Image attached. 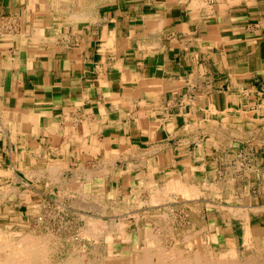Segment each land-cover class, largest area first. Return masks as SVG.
<instances>
[{"label": "crops", "instance_id": "obj_1", "mask_svg": "<svg viewBox=\"0 0 264 264\" xmlns=\"http://www.w3.org/2000/svg\"><path fill=\"white\" fill-rule=\"evenodd\" d=\"M61 1L0 0V220H35L51 193L110 205L212 174L222 199L188 201L198 235L264 264V0Z\"/></svg>", "mask_w": 264, "mask_h": 264}, {"label": "rangeland", "instance_id": "obj_2", "mask_svg": "<svg viewBox=\"0 0 264 264\" xmlns=\"http://www.w3.org/2000/svg\"><path fill=\"white\" fill-rule=\"evenodd\" d=\"M25 2L27 3L30 9L31 8L34 9L35 8L34 6L36 4L38 5L44 4L43 2H41V0H36L34 2H31V0H25ZM222 133L225 135V137L221 136L223 140L222 145L223 147H226L227 145H230L228 139L224 140V138L228 137V132H225V130L223 129ZM219 176L224 177V172H222ZM190 178L193 180L192 182L190 181L187 187L181 185V183L179 182H175V184L171 185L172 182H170L169 183L170 185L162 184V186H160L157 189H153V191L136 190L134 191L133 194V196L135 197H133L132 199L126 197L125 199L119 200L118 196L115 193L109 192L107 197H110L109 198L110 205H98V204L93 205L92 203L96 202L99 196L96 192L93 193L84 190L75 193L69 191L66 194L63 193L61 196L58 194L54 195L51 193V195H49V198H51V200L47 201V203L43 206L44 209L38 213V216L35 218V220L27 221L26 219L21 218L20 216L14 217L9 222L0 220V230H1L0 234H2L3 236L9 235L14 239L22 238L23 235L24 237H26L29 234H33L37 236L44 235L45 237H47L49 250H53L52 248H54L53 251L55 252V254L59 256V258H63V254H68L69 251H74L77 254V259L81 260L82 262L81 264H87L89 257L91 258L95 257L97 260H102V257H100L101 255H99V253H90L91 255L86 254V251L88 252L89 249H91L92 247H100V248L105 247V249L108 248L113 255L119 254L117 249L114 248L117 246L118 243V238H117L118 232L121 233L124 230H132L133 228L134 229L139 228L138 230L140 231L151 230L152 233L151 237L154 238L157 236L156 239L160 240L159 246H161V248L157 246L156 249L160 248L159 250H161L163 248L164 251L166 250L172 251L175 248L176 249L180 248L183 250L184 249L191 250L192 247H188L187 240L188 239L194 240V232L198 235V232L196 231L197 226L200 225V222L201 223L203 222L199 220V216L202 213L200 208L192 204L189 205L188 201L190 199L197 200L198 198H202L204 196L206 197V199H211V200L214 198L221 200L222 198H220L219 196H214L217 193H218L217 195L220 194V192H215V182H214L215 180H220V179L217 178L214 179V175L211 174L208 175L207 177H204L205 179L203 180L204 182L206 181V186H205L206 188H204V186L202 185V189L198 188L199 187L197 184L198 179H194L193 177ZM224 182L228 183V178H225V181L223 180V183ZM190 184L193 186H189ZM180 185L184 187L183 190ZM190 187L192 190L189 189ZM184 189L188 191L186 190L184 191ZM194 191L196 192V194H194L195 193ZM72 193L74 194L75 199L71 203L70 194ZM182 193L185 194L182 195ZM224 193H227V191H225ZM57 195L58 197H56ZM225 198L226 199H223V201L227 200V202H230L228 196L225 195ZM140 199H143L145 204H142L141 202L142 200ZM118 200L120 202H118ZM172 203L174 204L172 205ZM40 216L44 217L42 221L41 220L38 221V217ZM117 217L120 219H118ZM93 218L96 219L99 218L101 220L99 221L101 223L99 224L100 226L99 228H101L102 230L99 231V228L97 227L94 230H91L92 227L90 228V226H92ZM193 226H195L196 228H194ZM111 227L112 230L110 229ZM87 229H88V234L90 232L93 233L95 239L93 238L92 234L89 235L87 234L86 231ZM113 235H115V237H113ZM196 237L202 240L200 241V239H197L198 242L196 239L194 240L196 244H199L201 246L202 250L204 245L207 243L206 249L210 251L209 253L206 252L207 255L211 254V256L213 255L215 257L217 255V257L219 256V258L220 257L222 258V261L225 260L224 263L226 264L227 263L231 264L233 260L234 262L239 261V254L237 255L236 253H233L232 254L233 256L232 255L229 256L228 254L214 251L209 247V243L205 242L206 239L201 238L200 236H196ZM172 244H174L175 246L174 245L172 246ZM105 249L103 251H105ZM175 255L182 257L183 255L187 256L189 254L175 253ZM226 257L230 260H228Z\"/></svg>", "mask_w": 264, "mask_h": 264}, {"label": "bare ground", "instance_id": "obj_3", "mask_svg": "<svg viewBox=\"0 0 264 264\" xmlns=\"http://www.w3.org/2000/svg\"><path fill=\"white\" fill-rule=\"evenodd\" d=\"M36 0H31V2H34ZM92 1V0H91ZM107 1V0H106ZM41 2H43L44 4H42L44 7L45 6H63V3L61 0H41ZM88 2V1H87ZM90 2V1H89ZM88 4V3H87ZM90 5V4H88ZM72 6V5H71ZM75 6V5H74ZM78 6V5H76ZM84 6V5H83ZM92 6V5H91ZM96 6V5H95ZM65 7V6H64ZM67 7V6H66ZM48 8V7H47ZM46 8V9H47ZM83 8V7H82ZM87 8V7H86ZM95 8V7H94ZM33 9V8H32ZM52 9V8H51ZM90 9V8H89ZM42 10V9H41ZM44 10V9H43ZM57 10V9H55ZM88 10V9H87ZM93 11V10H92ZM53 12V11H52ZM79 12V11H78ZM90 12V11H89ZM88 12V14H90ZM71 13V12H70ZM93 13V12H92ZM96 14V12H94ZM91 15V14H90ZM70 16V15H68ZM87 16V15H86ZM73 17V16H72ZM94 17V15H93ZM1 20V19H0ZM9 25V24H8ZM27 27V26H26ZM50 28V27H49ZM37 31V30H36ZM35 33H38V31ZM49 31V30H48ZM31 32V31H30ZM33 32V31H32ZM34 34V32L32 33ZM38 36V35H37ZM112 36V34H111ZM109 36V37H111ZM37 38V37H36ZM43 38V37H42ZM35 39V38H34ZM25 140V139H24ZM199 148V147H198ZM22 153V152H21ZM24 153V152H23ZM132 153V152H131ZM28 155V154H27ZM22 156V155H21ZM125 158V157H124ZM179 161V160H178ZM183 161V160H182ZM52 162V161H51ZM185 162V161H184ZM183 162V163H184ZM53 164V163H52ZM58 164V163H57ZM44 168V167H43ZM46 168V167H45ZM54 168V167H53ZM52 168V169H53ZM105 168V167H104ZM51 169V167H50ZM98 170V169H97ZM101 170V169H100ZM116 170V169H115ZM104 171V169H103ZM99 171H97L98 173ZM38 173V171H37ZM52 173V172H51ZM122 173V172H120ZM92 174V173H91ZM101 174V173H100ZM103 174V173H102ZM111 174V173H110ZM41 175V174H40ZM52 175V174H51ZM88 175V174H87ZM96 175V174H95ZM85 176V175H84ZM86 177V176H85ZM90 177V176H89ZM88 177V178H89ZM107 177V176H106ZM51 180V179H50ZM58 180V179H57ZM175 180V179H174ZM173 180V181H174ZM133 181V180H132ZM105 182V181H104ZM147 182V181H146ZM82 183V181H81ZM117 183V182H116ZM141 184V183H140ZM149 184V183H148ZM79 185V184H78ZM2 186V185H1ZM181 186V185H180ZM190 186H193L190 184ZM213 186V185H212ZM7 187V186H6ZM182 190H183V186ZM180 187V188H181ZM187 187V186H186ZM196 187V186H195ZM9 188V187H8ZM60 188V187H59ZM67 188V187H65ZM74 188H76L74 186ZM193 188V187H192ZM5 189V186L4 188ZM111 189V188H110ZM114 189V188H113ZM173 189V187H172ZM190 190L191 187L189 188ZM133 190V189H132ZM135 190V189H134ZM181 190V191H182ZM186 189H184L185 191ZM195 190V188H194ZM63 191V190H61ZM91 191V190H90ZM153 191V190H152ZM188 191V190H186ZM199 191V190H198ZM12 192V191H11ZM65 192V191H64ZM158 192V191H157ZM183 192V191H182ZM195 192V191H194ZM200 192V191H199ZM8 193V192H7ZM185 194V193H184ZM182 193V195H184ZM193 194V192H192ZM196 194V192L194 193ZM198 194V193H197ZM56 195V194H54ZM60 195V194H58ZM58 195L56 197H58ZM160 195V194H159ZM220 195V194H219ZM61 196V195H60ZM158 196V195H157ZM164 196V195H163ZM193 196V195H192ZM55 197V196H54ZM96 197V196H95ZM133 197V196H132ZM159 197V196H158ZM157 197V198H158ZM62 198V197H61ZM97 198V197H96ZM156 198V197H155ZM168 198V197H167ZM132 199V198H131ZM150 199V198H149ZM54 200V199H52ZM58 201V199H57ZM56 201V202H57ZM60 201V198H59ZM113 201V200H112ZM137 201V199H136ZM149 201V200H148ZM154 201V200H153ZM71 202V201H70ZM77 202V201H76ZM135 202V200H134ZM133 202V203H134ZM139 202V201H138ZM155 202V201H154ZM159 202V201H158ZM60 203V202H59ZM105 203V202H104ZM126 203V202H125ZM156 203V202H155ZM78 204V203H77ZM94 204V203H92ZM35 205V204H34ZM59 205V204H58ZM61 205V204H60ZM75 205V204H73ZM84 205V204H83ZM130 205V204H129ZM138 205V203H137ZM36 206V205H35ZM132 206V205H131ZM97 207V206H96ZM101 208V207H100ZM116 208V207H115ZM126 208V207H125ZM137 208V207H136ZM229 208V207H228ZM239 208V207H238ZM237 208V209H238ZM6 209V207H5ZM103 210V209H102ZM126 210V209H125ZM229 210H231L229 208ZM33 211V210H32ZM99 211V210H98ZM113 211V210H112ZM235 211V210H234ZM101 212V211H100ZM128 212V210H127ZM246 212V211H245ZM115 215V214H114ZM117 215V214H116ZM138 215V214H137ZM160 215V214H159ZM164 215V214H163ZM134 216V215H133ZM144 217V216H143ZM164 217V216H163ZM44 217H41L39 220H43ZM118 218V217H117ZM147 218V217H146ZM120 219V218H118ZM38 220V221H39ZM91 221V220H90ZM99 221H101L99 218H93L92 219V226H90L91 230H94L96 227L99 228V224H101ZM103 221V220H102ZM146 221V220H145ZM89 222V221H88ZM159 222V221H158ZM90 223V224H91ZM119 224V223H118ZM121 224V223H120ZM103 225V224H102ZM116 225V224H115ZM122 227V226H121ZM194 227V226H193ZM51 228V227H50ZM88 228V229H90ZM196 228V227H194ZM88 229L87 234H88ZM106 229V228H105ZM112 230V227L110 228ZM157 229V228H156ZM188 229V228H187ZM198 229V228H197ZM196 229V230H197ZM5 230V229H4ZM8 230V229H7ZM98 230V229H97ZM102 230L101 228H99V231ZM110 230V231H111ZM169 230V229H168ZM194 230V229H193ZM1 231V230H0ZM85 231V229H84ZM80 232V231H79ZM102 232V231H101ZM158 232V231H157ZM194 232V231H193ZM84 233V232H83ZM95 233V232H94ZM99 233V232H98ZM187 233V232H186ZM189 233V232H188ZM200 233V232H199ZM86 234V235H87ZM92 234L93 233H89ZM88 234V235H89ZM145 236H147L146 239H143V243L141 244V247L132 253H125V254H117V255H113L112 252L110 251H106L105 247L104 248H100V247H92L91 249H89V251H86V254H90V253H99V255H101L100 257H102V260H97L95 257H89V260L87 262V264H226L224 263V261H222V258L219 256L216 257L215 256H211V254H208L210 251H207V253H203V250L201 249V246L199 244H196V242L194 241L195 239H200L196 236L197 235L194 232V240L188 239L187 240V244L188 247H192V249H187V250H183V249H174V250H170V251H164L163 248L161 250H159L161 248V246H159V241L156 237H151L152 233L151 230H145L144 232ZM166 234V233H165ZM172 234V233H171ZM193 234V233H192ZM28 235V234H27ZM96 235V234H95ZM109 235V234H108ZM91 236V235H90ZM22 237V236H21ZM95 236H93L94 238ZM196 237V238H195ZM122 238V237H121ZM188 238V237H186ZM202 238V237H201ZM95 239V238H94ZM137 239V238H136ZM135 239V240H136ZM185 240V239H183ZM200 241H202L200 239ZM53 242V241H51ZM198 242V240H197ZM230 242V241H229ZM131 243V242H130ZM202 243V242H201ZM53 244V243H52ZM207 244V243H206ZM174 244H172L173 246ZM90 246V245H89ZM160 247L157 248L156 247ZM165 246V245H164ZM175 246V245H174ZM203 247V246H202ZM54 250V248H52ZM105 249V251H103ZM167 249V248H166ZM204 249V247H203ZM53 250H49L48 248V241H47V237L43 236H37V235H33V234H29L28 236L19 238V239H14L13 237L9 236V235H2L0 234V264H81V260L77 259V254L74 251H69L68 254H63V258H59V256L57 254H55V252ZM56 250V249H55ZM62 250V249H61ZM78 250V249H77ZM118 250V249H117ZM228 250V248H227ZM232 250V248H231ZM83 251V250H82ZM81 251V252H82ZM103 251V252H102ZM180 251V252H179ZM233 251V250H232ZM78 252V251H77ZM226 253V251H224ZM175 253H187L189 255L187 256H182L179 257L177 255H175ZM83 254V253H82ZM81 255V254H80ZM91 255V254H90ZM98 255V254H97ZM175 255V256H173ZM219 255V254H218ZM232 255V252L230 253L229 256ZM94 256V255H93ZM233 256V255H232ZM254 256V255H253ZM256 256V254H255ZM223 257V256H222ZM224 258V257H223ZM227 258V257H226ZM231 258V257H230ZM241 258V257H240ZM244 258V257H243ZM256 258V257H254ZM228 259V258H227ZM226 259V261H227ZM83 260V259H82ZM230 260V259H228ZM233 260V259H232ZM252 260V259H251ZM249 261V260H248ZM234 262V260H233ZM237 262V261H236ZM254 262V261H252ZM230 264V263H227ZM234 264V263H233Z\"/></svg>", "mask_w": 264, "mask_h": 264}, {"label": "built area", "instance_id": "obj_4", "mask_svg": "<svg viewBox=\"0 0 264 264\" xmlns=\"http://www.w3.org/2000/svg\"><path fill=\"white\" fill-rule=\"evenodd\" d=\"M42 216L38 217V220L41 218Z\"/></svg>", "mask_w": 264, "mask_h": 264}]
</instances>
